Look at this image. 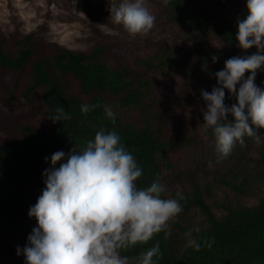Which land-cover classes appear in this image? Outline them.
<instances>
[{
	"label": "trees",
	"instance_id": "trees-1",
	"mask_svg": "<svg viewBox=\"0 0 264 264\" xmlns=\"http://www.w3.org/2000/svg\"><path fill=\"white\" fill-rule=\"evenodd\" d=\"M245 0H170L161 11L173 24L195 35L211 31L230 48L229 52L216 48L194 45L191 52L177 57L166 48L159 47L144 61L147 67L160 66L169 71L199 77L215 73L233 56L251 55L256 49L241 50L235 39L237 19H244ZM228 9L229 14L224 15ZM35 38L25 33L15 40V50L10 53L0 35V68L21 71L29 68L30 80L26 95L35 88H42L41 104L46 118L57 106H62L70 120L47 122L39 128L24 126L25 135L0 141V251L7 252L8 234L19 233L26 242L37 226L34 217L28 216L30 206L36 203L44 188L43 171L50 166L46 157L56 151L68 153L73 144L81 145L93 139L100 127L115 131L142 168V176L135 182L147 188L159 178L172 196L177 186L186 200L181 201L182 212L170 224L171 236L156 234L147 244L137 245L122 255H138L157 242L162 258L158 264H264V128L257 129L261 142L245 137L243 145L237 143L231 154L217 163L215 147L204 149L205 162L179 159V155L192 157V138L177 133L170 137L150 112V79L132 75L124 66H112L103 58V46L90 52L58 46L48 61L35 52ZM218 55L213 63L211 57ZM259 71L255 78L258 81ZM248 73H245V78ZM68 78L77 82V90L66 83ZM264 88V86H260ZM98 105L94 111L83 114L80 106ZM135 108L141 116L139 126L122 120L116 114L115 123L105 115V109ZM111 110V109H110ZM209 134L212 133L209 131ZM183 157V156H182ZM194 160V162H193ZM214 166L209 167V163ZM57 163V167L59 166ZM224 195L217 198V194ZM259 194L258 200L247 205L243 197ZM167 198V197H165ZM220 200V201H218ZM214 207L218 209V213ZM197 209L203 219L191 222V212ZM199 241L214 238L211 248L206 245L196 251L187 246L185 233L190 229ZM155 259V258H154Z\"/></svg>",
	"mask_w": 264,
	"mask_h": 264
},
{
	"label": "clouds",
	"instance_id": "clouds-1",
	"mask_svg": "<svg viewBox=\"0 0 264 264\" xmlns=\"http://www.w3.org/2000/svg\"><path fill=\"white\" fill-rule=\"evenodd\" d=\"M162 2L167 6L170 0ZM246 9V18L237 19L235 39L241 50L254 47L256 51L225 60L223 69L214 74L216 85L211 91L200 90L205 104L201 127L215 138L217 163L237 143L243 145L245 137L260 143L257 129L264 128V88L255 83L257 73L264 71V0H247ZM109 11L113 23L132 37L147 35L155 26L147 0H120ZM218 59V55L211 57L213 63ZM226 91L235 100L230 105L225 104ZM97 107L83 104L80 111L86 115ZM105 115L115 123L114 111L106 108ZM45 119L55 124L71 116L57 106ZM45 160L50 166L42 173L44 188L27 213L37 226L22 250L25 264H158L159 242L138 255L121 253L147 244L158 233L163 232L165 240L171 236L170 224L186 200L179 186L174 196L159 178L139 188L135 182L142 168L121 137L104 127L93 139L73 144L68 153L56 151ZM193 231L199 233L200 228L185 233L188 247L196 251L212 247L214 238L201 242ZM16 252L20 255L21 249Z\"/></svg>",
	"mask_w": 264,
	"mask_h": 264
},
{
	"label": "rangeland",
	"instance_id": "rangeland-1",
	"mask_svg": "<svg viewBox=\"0 0 264 264\" xmlns=\"http://www.w3.org/2000/svg\"><path fill=\"white\" fill-rule=\"evenodd\" d=\"M120 0H0V35L10 53L15 50V40L25 33L34 37V49L38 56L48 61L57 52L58 46L72 50L90 52L96 46H103V58L112 66L128 67L132 75L150 79L149 99L151 113L156 114L163 130L173 138L177 133L192 138V157L179 155L182 161L199 160L208 157L202 150L215 147V138L202 130V108L205 104L200 90L211 91L216 85L215 73H204L192 77L169 71L167 66L157 64L147 67L144 61L159 47L171 51L177 57L183 52H191L194 45L216 48L229 52V46L211 31L192 35L173 24L161 11L158 0H147L150 11L155 15V26L147 35L130 36L121 26L112 21L110 5ZM244 1L243 8L246 9ZM82 13V14H81ZM229 14L228 9L224 15ZM223 46V47H221ZM30 80L29 68L12 71L0 68V141L21 138L25 135L24 126L39 128L47 122L41 104L42 88H35L26 95ZM66 83L77 90V82L68 78ZM257 86H264V74L259 75ZM239 87V86H237ZM226 91L225 104L234 103ZM116 110L112 106L109 108ZM122 120L135 125L141 124V116L135 108L117 109ZM183 156V157H182ZM193 160V162H194ZM224 194L219 192L217 198ZM259 194L243 197L242 201L251 205ZM220 201V200H218ZM218 213V209L214 207ZM191 222L203 219L197 209L191 212ZM22 242L19 233L8 234L7 252L0 251V264H25ZM21 249L17 255L16 249Z\"/></svg>",
	"mask_w": 264,
	"mask_h": 264
}]
</instances>
